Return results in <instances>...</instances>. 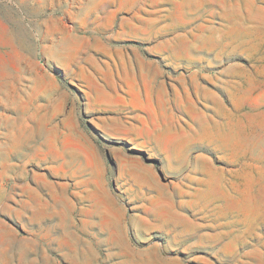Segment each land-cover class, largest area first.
<instances>
[{
	"label": "rangeland",
	"instance_id": "obj_1",
	"mask_svg": "<svg viewBox=\"0 0 264 264\" xmlns=\"http://www.w3.org/2000/svg\"><path fill=\"white\" fill-rule=\"evenodd\" d=\"M0 264H264V0H0Z\"/></svg>",
	"mask_w": 264,
	"mask_h": 264
}]
</instances>
